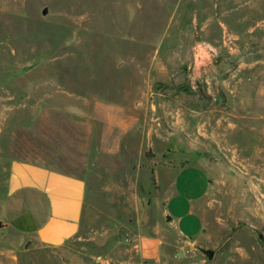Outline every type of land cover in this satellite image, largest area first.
<instances>
[{
    "label": "rangeland",
    "instance_id": "1",
    "mask_svg": "<svg viewBox=\"0 0 264 264\" xmlns=\"http://www.w3.org/2000/svg\"><path fill=\"white\" fill-rule=\"evenodd\" d=\"M13 159L92 179L99 229L138 166L197 162L212 237L179 264H264V0H0V264H92L84 234L25 253L3 229Z\"/></svg>",
    "mask_w": 264,
    "mask_h": 264
},
{
    "label": "crops",
    "instance_id": "2",
    "mask_svg": "<svg viewBox=\"0 0 264 264\" xmlns=\"http://www.w3.org/2000/svg\"><path fill=\"white\" fill-rule=\"evenodd\" d=\"M138 172L143 178L135 182L133 208L121 210L112 202L111 211L103 208L106 227L99 229L86 211L92 197L87 183L92 179L13 159L1 225L17 236L25 253L60 249L86 237L89 243L101 241L94 247L92 264H179L185 252L197 251L212 237L207 214L214 201L209 199L207 172L197 162L165 160L138 166ZM119 233L124 234L123 240ZM20 264H34V259L27 255Z\"/></svg>",
    "mask_w": 264,
    "mask_h": 264
},
{
    "label": "water",
    "instance_id": "3",
    "mask_svg": "<svg viewBox=\"0 0 264 264\" xmlns=\"http://www.w3.org/2000/svg\"><path fill=\"white\" fill-rule=\"evenodd\" d=\"M44 13H45V10H44ZM144 156L147 157V158H151V157H153L154 155H153L152 152L147 151V152H145ZM185 264H204V263L201 262V261H198V260H193V261H189V262H187V263H185Z\"/></svg>",
    "mask_w": 264,
    "mask_h": 264
},
{
    "label": "trees",
    "instance_id": "4",
    "mask_svg": "<svg viewBox=\"0 0 264 264\" xmlns=\"http://www.w3.org/2000/svg\"><path fill=\"white\" fill-rule=\"evenodd\" d=\"M206 254H207L206 256H207L208 260H210L212 258L213 253L211 251H208V252H206ZM189 261H191V260H188L185 263H187Z\"/></svg>",
    "mask_w": 264,
    "mask_h": 264
},
{
    "label": "built area",
    "instance_id": "5",
    "mask_svg": "<svg viewBox=\"0 0 264 264\" xmlns=\"http://www.w3.org/2000/svg\"><path fill=\"white\" fill-rule=\"evenodd\" d=\"M127 236H125L124 238V243H127L128 242V239H126ZM188 253V252H185V254Z\"/></svg>",
    "mask_w": 264,
    "mask_h": 264
}]
</instances>
